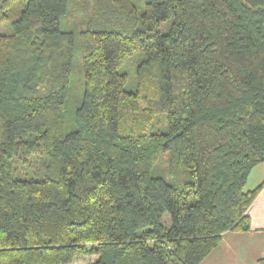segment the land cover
<instances>
[{
    "label": "trees",
    "instance_id": "1",
    "mask_svg": "<svg viewBox=\"0 0 264 264\" xmlns=\"http://www.w3.org/2000/svg\"><path fill=\"white\" fill-rule=\"evenodd\" d=\"M18 2L0 35V264H201L250 231L264 0H85L79 29L77 0H0V24Z\"/></svg>",
    "mask_w": 264,
    "mask_h": 264
},
{
    "label": "crops",
    "instance_id": "2",
    "mask_svg": "<svg viewBox=\"0 0 264 264\" xmlns=\"http://www.w3.org/2000/svg\"><path fill=\"white\" fill-rule=\"evenodd\" d=\"M264 180V163L257 165L249 174L245 189L256 188ZM250 231L226 232L220 244L201 264H259L264 258V187L248 209Z\"/></svg>",
    "mask_w": 264,
    "mask_h": 264
},
{
    "label": "rangeland",
    "instance_id": "3",
    "mask_svg": "<svg viewBox=\"0 0 264 264\" xmlns=\"http://www.w3.org/2000/svg\"><path fill=\"white\" fill-rule=\"evenodd\" d=\"M85 0H77V2L74 5H77L73 8V11L71 12V14L68 16V22L70 23V26L74 25L76 26L77 29H79L81 26H83L85 23L83 22V11L81 9L78 8H82L84 11H87L89 9V4L87 5V1L84 3ZM90 3V2H89ZM21 2L16 3L13 6V9H11L12 11H9L8 13V18L6 19L5 22H3L2 24H0V35H7L11 32V28H10V23L16 19L19 10L21 9ZM86 7H88V9H86ZM78 10L79 13H78ZM77 11V12H76ZM87 14V13H86ZM164 220L166 222V224H169V218L168 216L164 217ZM72 264H88L87 261H83V260H75Z\"/></svg>",
    "mask_w": 264,
    "mask_h": 264
}]
</instances>
